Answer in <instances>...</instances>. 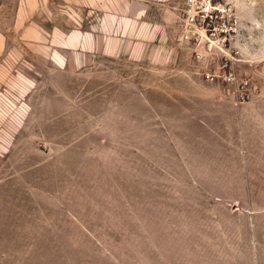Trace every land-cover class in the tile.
<instances>
[{
  "label": "rangeland",
  "instance_id": "374dc122",
  "mask_svg": "<svg viewBox=\"0 0 264 264\" xmlns=\"http://www.w3.org/2000/svg\"><path fill=\"white\" fill-rule=\"evenodd\" d=\"M231 1L237 43L260 49L264 0ZM180 6L0 0V264H218L216 232L184 213L224 208L184 198L183 150L264 143L263 62L237 43L195 60ZM224 60L231 82L206 76Z\"/></svg>",
  "mask_w": 264,
  "mask_h": 264
},
{
  "label": "crops",
  "instance_id": "0c3cea01",
  "mask_svg": "<svg viewBox=\"0 0 264 264\" xmlns=\"http://www.w3.org/2000/svg\"><path fill=\"white\" fill-rule=\"evenodd\" d=\"M152 1L154 0H138V19L151 14L152 11L146 7L151 6ZM235 3L237 6L245 5L242 0H235ZM161 16L165 21L172 20L175 11L168 9ZM262 40V47L258 50L238 42L240 53H236V56L239 61L263 62L259 72L264 79V31ZM180 55L185 56L183 53ZM254 120L262 126L261 118L254 116ZM183 151L188 154V157L183 155L181 163L183 193L188 194L184 198H202L204 195L201 193L206 191V197L218 200L224 208L222 214L214 211L209 218L202 215V209L184 213L189 215L188 225L202 230L205 224L204 229L216 232L211 237H215L216 242L220 241L216 244L221 251L220 258H217L218 264H264V214H255V209L247 205L249 200L264 197L255 185L264 184V143L247 146L246 143L224 142ZM240 200L247 204L242 205ZM201 206L199 205L200 208ZM210 209L207 211L211 212Z\"/></svg>",
  "mask_w": 264,
  "mask_h": 264
},
{
  "label": "built area",
  "instance_id": "2783aa9c",
  "mask_svg": "<svg viewBox=\"0 0 264 264\" xmlns=\"http://www.w3.org/2000/svg\"><path fill=\"white\" fill-rule=\"evenodd\" d=\"M178 19L181 29L176 39L191 49L197 61L204 59L205 55L200 46L210 50L218 48L220 52L226 53L229 44L237 43V17L231 0H181ZM227 64V60H224L218 64L220 72L211 74L207 71L206 76H216L231 82L234 75Z\"/></svg>",
  "mask_w": 264,
  "mask_h": 264
}]
</instances>
